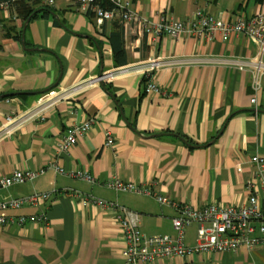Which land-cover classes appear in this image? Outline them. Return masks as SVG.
I'll list each match as a JSON object with an SVG mask.
<instances>
[{"label": "crops", "instance_id": "obj_1", "mask_svg": "<svg viewBox=\"0 0 264 264\" xmlns=\"http://www.w3.org/2000/svg\"><path fill=\"white\" fill-rule=\"evenodd\" d=\"M123 1L149 21L167 12L186 23L198 8L221 21L264 12V1L255 0ZM41 4L51 13L29 19L24 30L26 21L16 14L15 20L3 19L0 13V127L5 116L33 108L47 90L70 88L118 68L108 41L112 20L97 25L94 18L77 12V0ZM6 26L21 30L19 38L6 37ZM123 47L126 67L150 59L164 63L145 79L160 95L145 93L140 74L130 72L58 103L42 120L28 122L0 140V179L14 171L42 170L30 182L0 188V197L7 201L51 194L37 206L7 212L43 214L45 221L0 228V264H125L116 213L96 205L83 208L67 193L122 206L139 216L145 236L173 239L177 233L171 219L178 207H228L247 201L254 175L250 160L264 157V78L257 103L251 105L250 76L234 63L253 58L254 41L240 35L226 42L154 37L127 25ZM88 123L89 130L75 145L58 151L73 124ZM78 173L94 183L77 178ZM112 177L149 189L169 204L111 191L103 183ZM257 196L264 211V193L258 189ZM196 230V225L184 230L182 245L197 244ZM148 264H264V247Z\"/></svg>", "mask_w": 264, "mask_h": 264}, {"label": "built area", "instance_id": "obj_2", "mask_svg": "<svg viewBox=\"0 0 264 264\" xmlns=\"http://www.w3.org/2000/svg\"><path fill=\"white\" fill-rule=\"evenodd\" d=\"M111 2L113 7L110 10H103L97 6H90L92 0H77L76 10L83 14L90 11L97 25L117 19L120 20L123 27L135 26L141 34L148 36L164 35L176 39L180 35H185L226 42L231 35H240L254 41L257 49L253 58L234 63V65L249 74L250 88L253 93L249 102L251 105H256V94L261 90L264 78V12L256 13L248 18L241 16L221 21L210 15L205 8H198L186 23L173 18L167 12H162L155 20L149 21L133 12L129 2L123 0H111ZM45 4L51 6L53 0H45ZM0 13L3 19H16L15 14L11 12L12 15H10L5 6L0 8ZM163 65L164 63L158 59H150L142 65L119 67L70 88L49 89L38 96L33 108L5 116L0 127V140L12 135L19 127L28 122L42 120L49 109L54 108L58 103L74 98L96 84L108 83L114 78L130 72L140 74L142 80H145L161 69ZM144 92L157 95L162 93L154 83L149 81H146ZM89 128L90 123L73 124L62 137L58 151L66 152ZM111 144L112 139L108 137L106 145ZM250 161L254 165V175L247 186L249 192L247 201L238 206L228 207L213 204L201 207L190 205L178 207L177 216L171 219L172 228L177 233L176 239L166 235L145 236L140 230L139 216L117 204L101 202L78 192L67 193V196L78 200L83 208L96 205L103 209H111L116 213L115 220L119 225L125 245L123 251L125 264H148L154 260L171 261L175 258L211 253H230L239 248L252 250L256 247H264V211L259 207L257 196L258 189L264 193V157L255 155ZM53 167L57 172L63 173V170ZM41 174L42 170L14 171L11 175L0 179V188L30 182ZM75 176L88 183H94V180L86 174L78 173ZM103 186L115 192L151 196L160 205L169 204L167 200L151 193L149 189L132 182H123L114 177L107 179ZM50 198L51 194L48 193L33 194L7 201L0 197V228L22 227L45 221L43 214L9 216L7 212L26 206H37ZM190 225L197 226V244L193 247H187L181 243V236Z\"/></svg>", "mask_w": 264, "mask_h": 264}, {"label": "trees", "instance_id": "obj_3", "mask_svg": "<svg viewBox=\"0 0 264 264\" xmlns=\"http://www.w3.org/2000/svg\"><path fill=\"white\" fill-rule=\"evenodd\" d=\"M264 0H255L257 3H261ZM42 0H0V8L5 6L9 12L14 13L19 17L22 23L28 19H32L37 15L50 14L51 10L48 7L41 4ZM90 6H97L103 10H110L112 6L111 0H92ZM88 18H93L92 13L89 11L86 13ZM9 20V19H7ZM113 21V32L109 34L108 41L111 45L113 54V60L116 64L115 67H123L126 65L125 51L123 47V25L120 20L114 19ZM21 30L15 32L14 27H4L5 36L8 38H19ZM14 32V33H13ZM13 33V35H12ZM144 89L146 86L145 80L143 81Z\"/></svg>", "mask_w": 264, "mask_h": 264}, {"label": "water", "instance_id": "obj_4", "mask_svg": "<svg viewBox=\"0 0 264 264\" xmlns=\"http://www.w3.org/2000/svg\"><path fill=\"white\" fill-rule=\"evenodd\" d=\"M53 15V14H52ZM54 16V15H53ZM55 17V16H54ZM28 22H29V19L28 20H26V22L24 23V25H23V30L25 29V27H26V25L28 24ZM22 30V31H23ZM22 46H24V43H23V41H22ZM26 50V49H25Z\"/></svg>", "mask_w": 264, "mask_h": 264}]
</instances>
